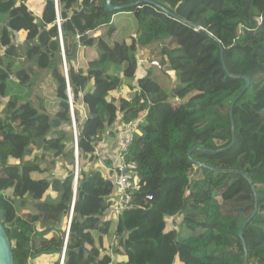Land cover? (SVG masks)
Segmentation results:
<instances>
[{
  "label": "trees",
  "instance_id": "obj_1",
  "mask_svg": "<svg viewBox=\"0 0 264 264\" xmlns=\"http://www.w3.org/2000/svg\"><path fill=\"white\" fill-rule=\"evenodd\" d=\"M28 1L0 0V219L14 264H264V0H50L40 17ZM46 78L53 114L25 92ZM119 118L139 127L123 156L137 184L110 242L115 167L96 148ZM180 215L183 239L168 229Z\"/></svg>",
  "mask_w": 264,
  "mask_h": 264
},
{
  "label": "crops",
  "instance_id": "obj_2",
  "mask_svg": "<svg viewBox=\"0 0 264 264\" xmlns=\"http://www.w3.org/2000/svg\"><path fill=\"white\" fill-rule=\"evenodd\" d=\"M45 4H46V0H29L27 3V6L29 10L32 11V13L35 16L40 17L42 15ZM17 37H18L17 38L18 40L19 39L23 40L25 37V33H22L21 35L18 34ZM124 126L123 124L120 123V118H119V120L116 121L112 126L107 127L105 130L103 139L98 143L97 148H96V154L99 157L100 161H102L103 159L111 160L112 165L115 167L114 173L120 172L119 171L120 169L124 171V168H123L124 161L122 160L120 156L119 147H118V139H119V136ZM136 132H139V131L136 130ZM103 169L107 170V166H105L104 164H103ZM120 195H121V191L119 189H116L115 187L113 204L116 202V199L120 197ZM103 218L113 220V226H112L113 228H111V230L115 231V225L117 221H116L112 207L104 214ZM176 218H177L176 216L167 218L168 229L176 228L175 226ZM115 236H116V233H115Z\"/></svg>",
  "mask_w": 264,
  "mask_h": 264
},
{
  "label": "rangeland",
  "instance_id": "obj_3",
  "mask_svg": "<svg viewBox=\"0 0 264 264\" xmlns=\"http://www.w3.org/2000/svg\"><path fill=\"white\" fill-rule=\"evenodd\" d=\"M143 70V69H142ZM144 71V70H143ZM165 71L167 72L166 74L168 73H171V72H168L170 71V68L167 67L165 68ZM175 73V72H174ZM163 75V74H162ZM175 75V80L177 79V75L176 73L174 74ZM47 78L44 79L41 83L39 84H36L35 86L31 87V89L29 90H25V92L29 91L30 92V98L32 100V102L35 104V105H39V102L41 99H45L47 101V105H48V108H49V112L51 114L54 113V106H53V96H52V93L50 92V88L48 87L47 85ZM136 82H135V79H127L124 77V90H123V95H125L126 97L128 96L129 93H132L134 91V89L136 88ZM51 106V107H50ZM136 130L139 131V127L138 125L136 126ZM74 145L75 143H70L68 144V147L71 146V145ZM243 186V183L240 182L236 187H234L232 190H231V193L234 192L237 188H240ZM131 192V191H130ZM133 192V191H132ZM124 192H121V195H123ZM120 195V196H121ZM120 202V197H118L116 199V202L114 204H112L113 206H111L113 208V212H114V215H115V218H116V221L117 219L119 218V216L126 210L129 208V206L131 205V203L128 205V207L124 208V210L120 213H117L116 212V205H118ZM19 212H22V211H25V210H28L32 205L31 204H26L24 202H19ZM110 207V208H111ZM109 208V209H110ZM108 209V210H109ZM107 210V211H108ZM106 211V212H107ZM171 223V222H170ZM171 225V224H170ZM175 226H176V229H177V232H178V237L179 239H183V238H186L189 236L190 234V230L185 228L184 224H183V216L180 215L176 218V221H175ZM113 228V227H112ZM118 237L117 235L115 236V231H112L110 232V235H109V241L112 242V240L114 241H117ZM35 264H43L41 261H38L36 260V263ZM49 264V263H47Z\"/></svg>",
  "mask_w": 264,
  "mask_h": 264
},
{
  "label": "built area",
  "instance_id": "obj_4",
  "mask_svg": "<svg viewBox=\"0 0 264 264\" xmlns=\"http://www.w3.org/2000/svg\"><path fill=\"white\" fill-rule=\"evenodd\" d=\"M56 5L58 6V0H55ZM261 18V17H260ZM157 64V62H153ZM136 125L135 123L126 125L119 136L118 139V147L120 156L123 159L124 154L129 150V147L132 145L134 140V135L136 133ZM75 144L77 141L75 139ZM123 168L126 169L123 172H116L113 175V182L116 189H119L121 192H124L123 195L120 196V202L116 205L115 209L117 213H120L124 210V208L128 207V205L132 202L133 199V189L137 184V176L134 175V170L136 169V165L133 163L124 164ZM131 191V192H130ZM149 199L155 200V198L150 195Z\"/></svg>",
  "mask_w": 264,
  "mask_h": 264
},
{
  "label": "water",
  "instance_id": "obj_5",
  "mask_svg": "<svg viewBox=\"0 0 264 264\" xmlns=\"http://www.w3.org/2000/svg\"><path fill=\"white\" fill-rule=\"evenodd\" d=\"M47 1H50V0H46V2ZM140 2L141 1L131 2V3H128V4H124V5H114L113 2H112V0H106V8L108 10H110V11H113V10H118V9L132 7V6L138 5ZM149 2L150 3H156L153 0H149ZM197 29H203V28L197 26ZM220 47H221V55L223 56V47H222V45H220ZM223 66L226 69V66H225V63L224 62H223ZM244 79L246 80L245 86L237 94V96L233 99V101L231 103V106H230V114H231V116H232V110H233V107H234L235 103L240 98V96L244 93V91L250 86V79L248 77H244ZM72 111H73V118H74V110H72ZM91 116L92 115L87 114V117H91ZM74 121H75V119H74ZM74 136H75V139L77 141V139H78V133H77V129H76V124L74 126ZM76 155L77 156L79 155V151H78L77 144H76ZM199 164L202 165V163H200V162H199ZM124 170H126V169H124ZM75 186H77V178L75 180ZM257 210H258V206L256 205L255 206V209L252 212V214L246 219V221L243 223L242 227L240 228V230H239V236L241 238H243L244 228L251 221V219L256 215ZM62 224H63V220L61 222V225ZM244 247L246 248L245 242H244ZM246 262L247 261L245 260L243 264H246ZM0 264H14V261H13V253H12V248H11L10 240H9L8 235L6 233V230H5V228H4V226H3L2 222H1V219H0Z\"/></svg>",
  "mask_w": 264,
  "mask_h": 264
},
{
  "label": "clouds",
  "instance_id": "obj_6",
  "mask_svg": "<svg viewBox=\"0 0 264 264\" xmlns=\"http://www.w3.org/2000/svg\"><path fill=\"white\" fill-rule=\"evenodd\" d=\"M74 126H75V122H74ZM77 129V128H76ZM75 146H76V144H75ZM125 171V170H124Z\"/></svg>",
  "mask_w": 264,
  "mask_h": 264
},
{
  "label": "bare ground",
  "instance_id": "obj_7",
  "mask_svg": "<svg viewBox=\"0 0 264 264\" xmlns=\"http://www.w3.org/2000/svg\"><path fill=\"white\" fill-rule=\"evenodd\" d=\"M38 8V7H37Z\"/></svg>",
  "mask_w": 264,
  "mask_h": 264
}]
</instances>
